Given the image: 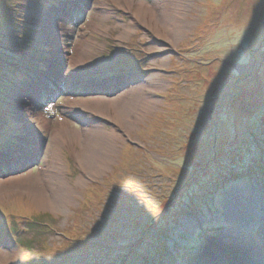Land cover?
Listing matches in <instances>:
<instances>
[{"label":"rangeland","instance_id":"1","mask_svg":"<svg viewBox=\"0 0 264 264\" xmlns=\"http://www.w3.org/2000/svg\"><path fill=\"white\" fill-rule=\"evenodd\" d=\"M139 1L0 0V176L28 178L0 189V264H201L234 201L264 206V0H189L172 43ZM100 129L109 161L84 169Z\"/></svg>","mask_w":264,"mask_h":264},{"label":"bare ground","instance_id":"2","mask_svg":"<svg viewBox=\"0 0 264 264\" xmlns=\"http://www.w3.org/2000/svg\"><path fill=\"white\" fill-rule=\"evenodd\" d=\"M188 1L189 0H155L154 3L152 2L149 5L139 1L137 5L134 6L135 8H133L132 14L143 15L146 11L153 13L156 18L155 16L149 17L150 21L147 20L146 25L152 27V23H154V29L157 32H162L163 30L165 39H168L169 43H172L183 27L178 17L183 11H186ZM143 16L145 17L147 15ZM168 47L169 45H166L164 42L153 39L152 44L149 46V50L157 49V52L164 53L168 51ZM161 84L162 83L156 79L147 85L141 82L135 89L131 90L126 95L128 98L134 97L133 102L129 104V106H134L133 109L122 112L120 110L118 112L117 105V109L114 110V114L111 118L118 121L124 129H128L130 125L128 120H133V118L137 117L139 109H148L151 105L156 103L158 98L154 92L159 91ZM26 87L30 86L18 84L14 87L11 95L15 98L21 97V91H23V89L29 90V88ZM41 119H45L43 115H41ZM95 121L96 120H94V122ZM97 133V141H90L89 144H81V149L78 151V154H76L77 161L84 166V169H88L89 165L86 164V161H88L90 157H98L96 160L98 164H100V162L103 165L108 163L109 160L106 154H109V152L113 150V145L110 143L111 136H109L108 132L104 129H100ZM96 151H100L103 156H95L97 154ZM96 164L94 168H97ZM103 165H99V167ZM26 179H28L26 176L15 177L14 175H1L0 189L11 184H17V188H22L25 185ZM78 182H81V178L79 177L75 183ZM67 189L68 185L61 180L60 183L56 184L54 191L55 194L57 193L56 195L63 197L67 193ZM244 192L247 194L249 189ZM254 201L255 200L247 199L245 202H233L230 206L232 214L230 213L228 217H224L223 215L224 220L226 219V225L223 231L224 239L218 242H212L207 246L201 264H264V234L260 232L251 234L239 231L233 232L231 229V226L235 223H242L244 227H249L252 223L264 221V206H254ZM49 204L51 203L49 202ZM219 216L221 217L222 214L220 213ZM1 257L3 259L6 258L5 256Z\"/></svg>","mask_w":264,"mask_h":264}]
</instances>
